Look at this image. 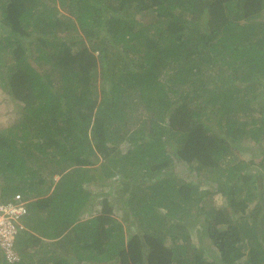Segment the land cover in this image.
Here are the masks:
<instances>
[{
	"label": "trees",
	"instance_id": "obj_1",
	"mask_svg": "<svg viewBox=\"0 0 264 264\" xmlns=\"http://www.w3.org/2000/svg\"><path fill=\"white\" fill-rule=\"evenodd\" d=\"M48 1L30 5L31 0H0V15L18 37L12 61L1 53L0 42V83L24 102L21 119L0 128V200L17 192L37 197L35 209L46 214L44 219L37 213L35 228L58 239L63 248L55 264H74L65 256L72 255L71 250L76 264L85 258L117 259L118 264H264L262 187L247 186L252 175H245L243 168L249 165L244 162L221 168L243 147L240 142L248 132L230 113L232 107L242 91L249 94L241 106L247 107L263 83L264 19L250 18L264 10V0ZM56 1L68 16L57 9ZM146 11L154 13L147 22L132 16ZM78 26L83 35L71 32ZM100 28L107 29L112 47L121 51L120 60L110 57L104 41L74 51V45L94 39ZM35 33L38 58L52 63L58 69L55 74L44 73L47 69L30 60L31 44L25 38ZM99 67L105 86L91 82ZM261 104L263 115L255 120L259 125L249 131L255 140L264 135ZM139 107L141 128L129 131V114ZM223 117L226 122L220 127ZM125 137L132 148L122 155V167L114 159L108 164L118 149L109 143ZM35 159L44 162L49 175L32 166ZM99 161L103 163L96 167ZM174 163L195 170L201 182H215L225 197L227 207H216L204 220L219 260L192 244L188 231H183L184 243L169 246L156 232L161 226H152L157 220L184 221L192 202L203 211L195 180L169 181ZM135 171L153 178L166 173L147 185L151 191L130 212L141 233L131 232L132 219L126 227L113 215L108 197L90 224L76 222L91 200L86 181L107 185L116 174L131 179ZM207 171L215 176L208 177ZM65 177L69 179L62 182ZM15 179L19 181L7 185ZM257 197L249 220V206ZM178 227L186 230L183 222ZM86 231L92 237L81 242ZM68 241L73 245L64 246ZM27 242V247L33 245Z\"/></svg>",
	"mask_w": 264,
	"mask_h": 264
},
{
	"label": "rangeland",
	"instance_id": "obj_2",
	"mask_svg": "<svg viewBox=\"0 0 264 264\" xmlns=\"http://www.w3.org/2000/svg\"><path fill=\"white\" fill-rule=\"evenodd\" d=\"M47 3H49L48 0ZM37 0H31V4L30 5H34V3L36 4ZM115 6H118L119 3L118 1H116ZM56 6L57 9L62 13L63 15H67L68 16V12H64V8L62 7V4H60L58 1H56ZM180 9V7L178 8ZM59 12V13H60ZM110 13H112V8L110 10ZM153 12L151 11H146V13L143 12H136L134 13L132 16H134V18L140 22H147L149 20L152 19L153 17ZM75 17V16H74ZM256 17V18H253ZM252 18H250V20L252 19H264V10L261 11V13L259 15L253 16ZM77 31L71 30V32L74 34H84L82 32V28L80 26H78ZM98 34L96 35V37H94V39L90 40L88 38H86L84 40V42H79L76 45L73 46L74 51H77L79 49H82L85 46L88 47H96V44L101 43L102 41L105 42V44L108 46V54L110 55V57H112L114 60H120V56L122 55L121 51L117 50V47H112V39L110 37V35L107 32L106 28H100L97 29ZM38 33H35V35L29 36L25 38V42L31 44L30 45V60L33 62L34 65H36L39 69L44 70L47 69L46 72L44 73H52L55 74L56 71V67L49 62H45L42 59H39V40H38ZM18 37H17V33H14L12 31V29L5 24L2 16L0 15V42H2L1 46H2V51L1 53L5 55V57L8 59V61H12L13 58V45H16V41H17ZM32 41V42H31ZM99 42V43H97ZM99 53V52H97ZM103 72L101 70V67L98 68L97 70V74L94 75V77L92 78V84L94 85L95 83L99 82V85L102 84L103 86L106 85V80L104 79V77L102 76ZM262 84L259 85V89L257 91V97L254 98L252 100V102L250 104H248L247 107L242 108L243 104V100L245 99L246 96H248L249 94L244 93L243 91L238 95L239 100H237V104L235 105V107H232V112L235 114V116L237 117V121L239 124H242L245 129L248 130V132L246 133V137H244L240 143H242L243 147H240L239 150H235L232 154H230L227 158H232L233 160L227 161L226 163H222V167H227L228 165H230L231 163H235V162H239L241 161V163L244 162V164H248L249 166L244 167L243 169H245V175H249L252 177L249 180V184L247 186H251L252 183H256V185H259V188L261 190L262 187V193L264 194V184H260V181L262 180L264 182V135H261L260 132V140H255L252 138V136L250 135V129H252L253 127L259 125L258 122H256L255 120H257L261 115H263V106L261 104L264 103V76L262 77ZM242 106V107H241ZM142 107H139V109L136 110H132V113L129 114L130 119H129V125L128 128L130 129L129 131H131L134 128H141L140 125V121H139V116L140 115V111H141ZM262 110V111H261ZM24 113V102L21 100L16 99L9 91H7L5 88L2 87L1 83H0V128L3 127H7V126H11L12 124H14L15 122L19 121V119H21L22 114ZM138 114V115H137ZM143 117V116H142ZM259 120V119H258ZM224 122H226V118L223 117V121L221 122V125L224 126ZM245 122V124H244ZM217 123V122H216ZM257 123V124H256ZM120 125V124H119ZM121 128V127H120ZM118 129V128H116ZM110 130L112 135H114V131L115 128H111L110 126ZM222 130V129H221ZM109 145H111L112 147H118L117 150L112 152V158L109 162H107L108 164H112V160L114 159L115 162H117V164L115 163V165H117L118 167H122V161L124 162L125 159H122V155H124L125 153H127V151L129 149L132 148V143L130 141L127 140V138L125 137V140L120 141L119 143L115 141H111L109 143ZM127 160V159H126ZM33 167H36L39 170V173L42 175H49L50 170L48 169V167L46 165H44V162H41L38 159L33 160ZM100 163H103L102 161H99L95 164V166H100ZM193 164H196V162L194 161ZM174 167L172 169L173 171V175H167L169 181H173V183H181L182 181H192L195 180V185L198 188V194L202 195L201 196V204L203 205V211L199 210L198 211V207H197V203L196 202H192L188 209V214H186L185 216V220H179L178 217L174 218V221H170L168 223H166V221H163L161 223L158 222H154L152 224L153 227L156 226H161L158 227V229L156 230L157 233L165 236V242L167 245H171L173 246V236L175 235L176 238L178 240L181 239L183 231H188L191 233V239L190 241H193L194 243H196V245L199 247V249L201 250L202 253H204L208 258L213 257L214 259H218L219 260V253L217 248L215 247V245L213 244L211 238L208 235L207 227L205 228L204 226V220L206 215H208L213 209H215L216 207H227V202L225 200V197L223 195V193L221 191H218L215 182L214 183H205V182H201V178L199 181L196 178V172L193 169H187L184 166H182L180 163H174ZM129 168V167H128ZM139 171V170H137ZM136 172V171H135ZM134 172V173H135ZM168 172V170H167ZM244 172V171H243ZM140 172H136L134 175L132 173V178H125L123 173L120 172L118 174H116V176L112 177L109 184L107 185H102L99 183H94L93 184H87L89 188V190H91L92 192H94V200H98L100 202V204L102 205V200L105 197H108L109 200L111 201L110 203H112L113 205V215L118 219L120 218V216L123 214L122 212L124 211L123 209H127L129 211V217L135 222L136 219H134V217H132V215L130 212L133 209V205L136 204H141L143 202V200L145 199V195L148 194L151 189L150 187H147V185H150L152 183V181H154L155 178H161L164 177L166 175V173L163 171L162 173H160L158 176H155V178L151 177V176H146V175H142L139 174ZM207 176L212 178L215 176L214 172H206ZM217 173V172H216ZM221 173V172H220ZM169 174V173H168ZM261 174V175H260ZM135 175L137 179H135ZM203 175V174H202ZM257 176V179L254 178V176ZM262 176V177H259ZM183 178V179H181ZM262 178V179H261ZM69 179V178H68ZM66 177L62 180V182L68 180ZM180 179V181H179ZM261 179V180H260ZM14 181H19L18 179L16 180H12L10 182L7 181V185H12ZM61 182V183H62ZM36 183V181H35ZM34 183V186H35ZM5 185V184H4ZM86 185V184H85ZM45 187V186H44ZM247 187L245 186V189ZM1 189V186H0ZM2 192V191H1ZM0 192V194H1ZM15 191H11L10 193L12 194ZM201 193V194H200ZM257 193V191H256ZM244 194V193H243ZM35 197V196H33ZM32 198V197H30ZM257 199H259L258 197L254 199V202H251V207L249 208V214H248V218L249 220H251V218H254V215L250 214L252 209H254L256 203H257ZM132 200L134 202H132ZM29 206L30 208L33 209V213L32 216H37V210L35 209V204L31 203V201L29 202ZM98 209V208H97ZM165 209H161L162 213H164ZM262 215H264V208L262 210ZM194 215L196 217H194ZM198 217V218H197ZM199 220V221H197ZM25 221V219H24ZM28 222V221H27ZM183 222L184 225L186 226V230H182L180 227H178V223ZM262 222V221H261ZM30 223V222H28ZM177 224V225H176ZM70 224H68L67 226H69ZM263 225V224H262ZM31 226H33L31 224ZM65 226V227H67ZM224 227V226H222ZM133 230L141 233L142 229L140 227V225L138 223H134V225L131 227V232H133ZM153 229L151 228V231ZM25 233H29V231L25 230L23 233H21V237L24 236ZM174 234V235H173ZM69 242V243H68ZM66 245L64 246H71L73 244L70 243V241H68ZM58 246V245H57ZM59 247V246H58ZM1 248V247H0ZM62 248V247H61ZM63 249V248H62ZM5 259V258H4ZM6 263H8L5 260Z\"/></svg>",
	"mask_w": 264,
	"mask_h": 264
},
{
	"label": "crops",
	"instance_id": "obj_3",
	"mask_svg": "<svg viewBox=\"0 0 264 264\" xmlns=\"http://www.w3.org/2000/svg\"><path fill=\"white\" fill-rule=\"evenodd\" d=\"M95 172L97 173L98 171H95ZM59 178H60V175L55 176V179H59ZM254 178L257 179V176H254ZM109 180H111V179L109 178ZM94 183H100V182L96 179L91 180V181H86L85 187L87 188V190H89V188H91V187H88L89 185L87 186V184H93L94 185ZM53 189H54V186L51 187V191ZM89 192H91V200L88 201V203L84 206V208L82 209V211H81L79 217L77 218L76 222H82V223L88 222V224H90L91 219H93L96 215L101 213L102 205L100 204V202L98 200H94V192H92L91 190H89ZM36 199H37V197L30 198L31 203H34ZM257 201H258V199H257ZM250 207H251V204H250L249 208ZM29 208H30V206H29ZM30 212L32 213L31 210H30ZM31 213H29L30 216L28 215L24 218L25 219L24 223H25L26 229H24L22 232H20L18 234L17 241H16V248H17V251L20 253L21 261H18V262L12 263V264H17V263H20V264H55L57 257L64 255L63 249L61 247L57 246V245H59L58 239L48 237L47 235L43 234V232H42V230H40V228H35V225H37L36 223H37L38 217L37 216L33 217L31 215ZM37 213L39 215L40 214L43 215L42 217L45 219V214H46L45 211L39 209V211H37ZM122 213L123 214L120 216V218H118V220L121 221L123 224H125L126 227H128L127 225L129 224V221L131 220V218L127 216L126 211H123ZM125 217H126V219H125ZM132 217H135V216L132 215ZM33 218H34V220H33ZM127 218H129V219H127ZM170 219H172V218H170ZM170 219L166 220L167 223L170 222ZM27 221L30 223H28ZM39 221L41 222L40 219H39ZM171 221L173 222L174 219H172ZM157 222H158V220H157ZM31 224L33 226H31ZM71 227H72L71 225L68 226V228H71ZM68 228H66V229H68ZM50 229L52 230V227H50ZM25 230L29 231V233H25L24 236L21 237L20 236L21 233H23ZM66 234H67V230L65 231V235ZM189 234L191 236L190 232H189ZM85 235H87V236H85ZM80 236H81V242H83L84 240L86 241V239L90 240V238L92 237V235L89 231L84 232V235H80ZM29 240H31V243H33V245H29V247H27L26 242ZM175 242L184 243L182 237L180 240H178V239L173 240L174 244H175ZM28 243L29 242H27V244ZM191 243L196 245V243H194L193 241H191ZM70 253L72 255L67 254L65 256H68V259L71 260L72 263L75 261L74 264H76L77 258H76V260L71 258L72 256L73 257L75 256L74 250H71ZM4 258H5L4 252L0 248V264H9V262L8 263L5 262L6 259H4ZM80 263L81 264H118V261H117V259L108 260V261H106V260L101 261V260L94 259V258H85Z\"/></svg>",
	"mask_w": 264,
	"mask_h": 264
},
{
	"label": "built area",
	"instance_id": "obj_4",
	"mask_svg": "<svg viewBox=\"0 0 264 264\" xmlns=\"http://www.w3.org/2000/svg\"><path fill=\"white\" fill-rule=\"evenodd\" d=\"M30 198L21 192L0 200V247L8 262H16L20 254L16 248L18 234L26 229L24 218L29 214Z\"/></svg>",
	"mask_w": 264,
	"mask_h": 264
}]
</instances>
